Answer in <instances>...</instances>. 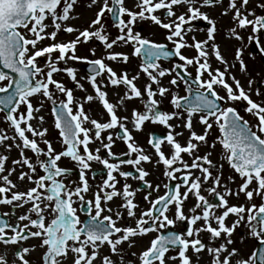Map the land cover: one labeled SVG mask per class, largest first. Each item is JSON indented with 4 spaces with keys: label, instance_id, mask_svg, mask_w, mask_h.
Returning <instances> with one entry per match:
<instances>
[{
    "label": "snow or ice",
    "instance_id": "1",
    "mask_svg": "<svg viewBox=\"0 0 264 264\" xmlns=\"http://www.w3.org/2000/svg\"><path fill=\"white\" fill-rule=\"evenodd\" d=\"M79 4L0 0V264H264V0Z\"/></svg>",
    "mask_w": 264,
    "mask_h": 264
},
{
    "label": "rangeland",
    "instance_id": "2",
    "mask_svg": "<svg viewBox=\"0 0 264 264\" xmlns=\"http://www.w3.org/2000/svg\"><path fill=\"white\" fill-rule=\"evenodd\" d=\"M86 2H87V0H80V4H79V7H77V9H76V11L78 12L79 10H81V8L83 7V6H85V4H86ZM128 2H129V6L131 5V0H128ZM250 6H253L252 4H250ZM210 14L211 15H213V16H216V15H218V12L217 11H211L210 12ZM93 12H91V15H90V17L88 18V20L87 21H89L91 18H93ZM72 21V20H71ZM227 18H225L224 20H222V21H220V23H219V25H218V27L220 28V31L218 32V34H217V36H219V35H222L223 34V31L221 30V29H223L224 28V26L226 25V23H227ZM106 23L109 25V31L110 32H112L113 34H115V32H116V30L114 29V28H112L110 25H111V22L110 21H106ZM200 22H197V24H196V26H197V28H199V29H203V28H205L206 26H204V22H202V25L203 26H199L200 24H199ZM81 25V22L80 23H78V22H75V26H77V27H79ZM83 27H87V23L84 25H82V28ZM141 27V29L147 34L148 32H150V31H156V29H154L153 28V26H151V25H148V24H144V25H141L140 26ZM193 34H195L196 35V37H197V39H202L203 37H204V33L202 32V31H197V32H195V33H190V35H193ZM157 38H159V37H157ZM235 42L233 41V42H231V45L230 46H226L225 48H224V50H225V54L227 55V56H230L231 55V52H232V46H233V44H234ZM47 44H50V40H48V39H45L44 41H42L40 44H38V47H42V46H44V45H47ZM87 47H89L88 45H80L79 46V48H78V52H77V54L78 55H88V53H87V51H86V49H87ZM116 51H128V49L126 48V47H122V48H117V49H115ZM245 59H246V61L248 62V64H249V70L251 71V72H253V74H255V72H264V66H263V64H261V63H259V57H257V59H256V61H252V60H249L248 59V56H247V54L245 55ZM109 63H111V62H109ZM138 63V60L136 59V58H132V60L130 61V63L128 64V65H113L114 67H126V68H129V69H132V70H134L135 69V67H136V64ZM78 67L80 68V74L82 75L83 73H84V65H78ZM57 79H60L61 77L59 76V75H57V77H56ZM256 79L259 81L260 80V77H256ZM241 80H242V83H244L245 85H246V80L243 78V77H241ZM66 83H68L69 84V86H72L71 85V83L70 82H67L66 81ZM254 87H256V85H254ZM109 91H113V90H109ZM262 91H264V88H262ZM81 93L79 92V91H77L76 92V95L78 96V95H80ZM253 99H258L257 97H255V96H253ZM33 103H36V100L34 99L33 100ZM50 104H46L45 105V108H44V110H43V114L45 115V119H46V124H45V126L46 127H48L49 129H50V125H49V108H50ZM85 107H87V106H85ZM241 115H243V116H245V118L246 119H251V117L250 116H248L247 114H245L244 112H243V110L241 109ZM0 127H4V125H2V124H0ZM196 130L199 132L200 131V126L199 125H197L196 126ZM214 134L213 135H215V131L213 132ZM54 145V144H53ZM0 151H2V149H0ZM29 155H31V153H29ZM17 156V153L15 152V150L11 153V157L10 158H15ZM216 158V156L214 155L213 156V159H215ZM13 179H15V175H13V177H12ZM67 182V181H66ZM230 202H232V201H230ZM241 231H243V229H241ZM249 246H251V243L249 244Z\"/></svg>",
    "mask_w": 264,
    "mask_h": 264
},
{
    "label": "flooded vegetation",
    "instance_id": "3",
    "mask_svg": "<svg viewBox=\"0 0 264 264\" xmlns=\"http://www.w3.org/2000/svg\"><path fill=\"white\" fill-rule=\"evenodd\" d=\"M112 92V91H111ZM81 95V94H80ZM78 95V96H80ZM109 99L110 100H113L114 99V96L113 95H109ZM87 107H85L86 109H89L91 108V112L90 114L93 115V116H96L97 118H99V113L102 111V109L95 103H93L91 106L89 105H85ZM161 107L163 108H167V102H165L163 105H161ZM49 115V125H50V129H49V138L53 141V144H54V147L59 150L60 149V145L58 143H56V138H57V133H56V130L53 128L52 126V117L50 115V113L48 114ZM149 131H155L157 133H160L162 132L163 130L159 127H154L152 125H147L144 129V133H140V134H137V139L140 143H144L145 140H146V133L149 132ZM214 134V133H213ZM216 134V133H215ZM124 149V145L121 144V143H117V145L115 146L114 148V151L116 152H120ZM101 155H104V153L102 152ZM61 166L62 167H67V168H72L73 167V164L72 162L68 161V160H62L61 161ZM102 166L99 165L98 163H95L93 162L92 164V168L94 170H97V173H99V169L101 168ZM157 176H158V173L155 174L154 176L150 177V179H152L154 182L157 180ZM89 177H90V183L95 186L98 182H100V180L102 179L101 176L99 174L96 175V178L95 179H91V173L89 174ZM75 175L72 176V177H69L68 179L71 180V179H75ZM129 183H132L133 184V187H136V182L135 181H129ZM163 191L164 189L161 188V194H163ZM155 195V193H154ZM142 196H143V193L140 192V193H137V196H136V200L137 201H141L142 200ZM81 215V220L84 219V215L83 213L80 214ZM31 243H35V241H31ZM136 249H133V251H135ZM11 255V254H10ZM36 255L34 254L33 255V260L35 261L36 260Z\"/></svg>",
    "mask_w": 264,
    "mask_h": 264
},
{
    "label": "bare ground",
    "instance_id": "4",
    "mask_svg": "<svg viewBox=\"0 0 264 264\" xmlns=\"http://www.w3.org/2000/svg\"><path fill=\"white\" fill-rule=\"evenodd\" d=\"M91 12L89 9H87L85 6H83L81 8V10L78 11V13L80 14L79 18L78 19H75V20H72V21H69L68 23L72 24V25H75V22H78L80 23L81 22V25L79 26L80 28H82V25L86 24L88 21V18L90 17L91 15ZM228 23V21H227ZM226 23V24H227ZM223 31V29H221ZM75 36V33L73 34H65L63 32L59 33L58 36H57V40L59 41H68V40H71L73 37ZM217 40L222 44V48L224 49L226 46H230L231 45V42H227L223 39V34L222 35H219L217 36ZM52 41H50L51 43ZM110 95H112V92L109 91ZM236 201H232V203H235Z\"/></svg>",
    "mask_w": 264,
    "mask_h": 264
}]
</instances>
